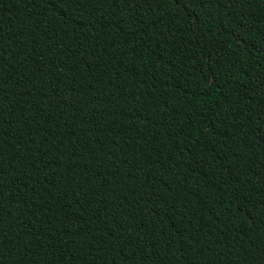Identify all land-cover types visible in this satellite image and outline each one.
<instances>
[{
  "label": "trees",
  "instance_id": "1",
  "mask_svg": "<svg viewBox=\"0 0 264 264\" xmlns=\"http://www.w3.org/2000/svg\"><path fill=\"white\" fill-rule=\"evenodd\" d=\"M0 264H264V0H0Z\"/></svg>",
  "mask_w": 264,
  "mask_h": 264
},
{
  "label": "snow or ice",
  "instance_id": "2",
  "mask_svg": "<svg viewBox=\"0 0 264 264\" xmlns=\"http://www.w3.org/2000/svg\"><path fill=\"white\" fill-rule=\"evenodd\" d=\"M177 3L180 2V0H176ZM242 0H229V3L231 4L232 7H235L238 3H241Z\"/></svg>",
  "mask_w": 264,
  "mask_h": 264
}]
</instances>
